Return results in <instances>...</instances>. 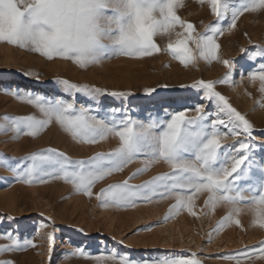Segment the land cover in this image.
Wrapping results in <instances>:
<instances>
[{"label":"snow or ice","instance_id":"snow-or-ice-1","mask_svg":"<svg viewBox=\"0 0 264 264\" xmlns=\"http://www.w3.org/2000/svg\"><path fill=\"white\" fill-rule=\"evenodd\" d=\"M199 2H206L216 18V23L204 25V32H198L191 21L178 14L183 0H0V42L38 53L50 61L56 58L70 60L81 69H87L117 56L139 59L166 50L185 67L204 60L209 64L213 61L222 63L227 69L218 80L201 78L191 84L179 85L182 89L195 90L203 101L214 102L215 112L206 111L203 103L189 107L183 103V97L163 98L158 100V113L163 112V116L158 114L152 118L149 114L147 122L134 119L126 111L94 108L99 96L124 99L133 95L131 91H109L63 77H55V80L69 99L46 98L29 89L6 88L4 90L18 100L35 106L41 115L5 114L0 118V133L11 132L13 139L21 135L36 137L56 123L78 143L98 144L114 136L118 144L109 151H99L86 158H73L53 147L38 149L19 158L0 154V167L8 168L12 173L10 178L0 177V182L8 183L11 179L43 184L60 179L71 183L76 192L92 197L98 181L122 172L134 160L143 158V166L127 179L95 193L101 206L135 207L138 202L171 196L175 200L170 210L172 214L186 209L195 216L194 198L198 193H206L204 203L211 210L220 205L228 206L227 214L213 231L218 233L231 224L242 227L241 213L249 214L251 223L264 229V157H255V150H264V143L255 140L256 129L247 116L216 88L217 84L234 83L232 77L236 71L233 59L220 56L219 37L225 31H233L245 12L264 10V0H241L238 6L235 0ZM225 18H228L227 27L221 25ZM165 34L169 41L166 49H162L157 37ZM173 34L175 39H171ZM106 39L110 42L105 43ZM257 47L259 51L248 56L251 64L257 59L264 61V46ZM240 51L247 53L249 50L242 47ZM245 72L250 81L259 80V91L264 94V63L255 68L242 66L240 76L243 77ZM24 75L36 80L40 78L39 73L26 72ZM157 87L145 88L144 94L154 96ZM77 94L88 98L93 106H78ZM259 106L264 107V99ZM166 108L172 111H164ZM193 109L195 116H188L186 113ZM222 127L226 131H221ZM260 131L264 134V130ZM228 137L233 143L224 144ZM13 160L19 163L13 165ZM161 160L169 165L168 172L138 184L129 183ZM7 219L14 221L15 217ZM78 231L83 233V229ZM54 236V232L47 233L49 253L53 251ZM0 238L9 241L0 245V252L35 247L30 238L21 241L15 230H5L0 233ZM208 238L211 241V233ZM258 243V248L237 250L235 255L226 258L236 264L257 255L264 259V240ZM90 248V244H80L68 255L88 256L91 255ZM96 251L109 253L94 256L96 264H108L109 261L112 264H202L195 258V253L191 258L134 259L129 253L121 254L116 249L101 250L99 242ZM0 264L13 262L0 260Z\"/></svg>","mask_w":264,"mask_h":264},{"label":"rangeland","instance_id":"rangeland-1","mask_svg":"<svg viewBox=\"0 0 264 264\" xmlns=\"http://www.w3.org/2000/svg\"><path fill=\"white\" fill-rule=\"evenodd\" d=\"M235 3L238 6L241 0H235ZM178 14L182 19L191 21L198 32L205 31L204 25L216 23L208 4H201L199 0H183ZM227 24L228 18L221 21L223 27H227ZM175 38L173 34L171 39ZM168 41L166 34L157 37L162 49H166ZM219 43L220 56L233 59L236 71L232 77L234 83L217 84L216 88L247 116L256 129L253 133L255 140L264 143V134L260 131L264 130V107L259 106L264 99V94L259 91L260 82L250 81L247 72L243 77L239 74L242 66L255 68L264 63L260 59L255 64L248 61L249 55L259 51L258 45L264 46V10L245 12L233 31H225L219 37ZM242 47L249 51L241 53ZM226 71L223 64L216 61L209 64L199 60L195 65L182 66L166 50L139 59L117 56L81 69L70 60L56 58L50 61L38 53L0 42V118L5 114L41 115L35 106L18 100L6 92V88L29 89L46 98L69 99L55 77L81 84H95L109 91H131L133 95L124 99L99 96L94 108L126 111L134 119L145 122L149 114L152 118L158 114L163 116V112L158 113V100L163 98L183 97V103L189 107L203 103L206 111L215 112L214 102L203 101L195 90L182 89L179 85L191 84L201 78L218 80ZM26 72L39 73V80L24 75ZM165 84L168 87H163ZM148 87H157V93L152 97L146 96L144 89ZM75 101L78 106H93L82 94H77ZM164 111L172 110L166 108ZM186 114L195 116V111L193 109ZM221 131L226 129L222 127ZM12 136L11 132L0 133V154L16 158L48 147L59 149L73 158H86L99 151H109L118 144L114 136L98 144L78 143L56 123L50 124L36 137L21 135L13 139ZM223 143L231 144L233 140L228 137ZM255 157H264V150H255ZM11 163L15 165L19 161L13 160ZM143 163V158L136 159L122 172L98 181L93 187L92 197L76 192L71 183L60 179L43 184L11 179L8 183L0 182V233L15 230L21 241L30 238L35 244V247L20 251L0 252V260H10L13 264H96L94 256L109 254L96 251L99 242L101 250L116 249L121 254L129 253L134 259L166 256L191 258V254L195 253V258L202 264H236L226 257L235 255L237 250L258 248V242L264 240V229L253 225L247 213L239 216L242 227L231 224L218 233L213 231L217 222L227 214L228 206L220 205L211 210L204 203L206 193H198L194 198L195 216L186 209L172 214L170 210L175 200L171 196L138 202L135 207L101 206L95 193L109 184L127 179ZM169 170V165L161 160L152 164L148 171L129 180V183L138 184ZM11 176L8 168L0 167V177ZM166 216L170 218L165 219ZM7 217H15V220L10 221ZM79 229H83V233ZM48 232L55 234L51 253L48 250ZM210 233L211 241L208 238ZM8 243L7 239L0 238V245ZM80 244H90L91 255H68ZM242 264H264V259L257 255L251 260H244Z\"/></svg>","mask_w":264,"mask_h":264},{"label":"clouds","instance_id":"clouds-1","mask_svg":"<svg viewBox=\"0 0 264 264\" xmlns=\"http://www.w3.org/2000/svg\"><path fill=\"white\" fill-rule=\"evenodd\" d=\"M110 41H108L107 39L105 40V43H109Z\"/></svg>","mask_w":264,"mask_h":264}]
</instances>
